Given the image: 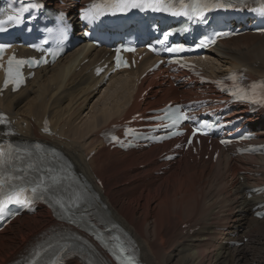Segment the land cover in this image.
I'll return each instance as SVG.
<instances>
[{"label": "bare ground", "instance_id": "1", "mask_svg": "<svg viewBox=\"0 0 264 264\" xmlns=\"http://www.w3.org/2000/svg\"><path fill=\"white\" fill-rule=\"evenodd\" d=\"M106 53L103 48L79 46L53 66L37 70L19 92L6 91L0 96V106L16 124H26L20 130L23 139H46L74 160L94 186L106 213L131 236L145 264H264V220L253 217L250 209L259 200L250 199L247 191L264 184V157L232 158L226 153L217 163L181 159L164 169L166 164L154 158L166 145L128 153L104 149L98 138L104 127L177 99L178 92L187 97L193 94L180 85L166 87L150 76L137 86L135 79L149 67L147 55L137 68L111 75L106 90L114 91L103 90L90 104L89 119L83 120L78 110L87 107L103 88H96L100 81L92 78L90 67ZM206 65L210 75L245 66L250 76H264V35L247 33L223 40ZM150 85L158 88L151 89L146 100H138L139 92ZM103 94L108 102L101 107ZM46 118L54 135L43 133ZM248 121L254 127L262 125L259 132L264 141V121L259 117ZM159 169L164 173L155 174ZM38 214L54 221L49 209ZM27 216H17L0 234L5 239V231L21 218L27 219L20 237L0 247V263L11 259L23 240L38 230L37 215ZM185 223L189 224L187 232L182 228ZM233 241L240 244L232 245Z\"/></svg>", "mask_w": 264, "mask_h": 264}, {"label": "snow or ice", "instance_id": "2", "mask_svg": "<svg viewBox=\"0 0 264 264\" xmlns=\"http://www.w3.org/2000/svg\"><path fill=\"white\" fill-rule=\"evenodd\" d=\"M93 8L97 7L96 5L92 6ZM111 9H113V14L119 12V13H125L130 11L131 9H141V10H151L153 12H168L173 16H185L188 19H197V20H205L206 19V12L212 11L213 9L218 8H225V7H232L231 3H228L227 5L223 3H209L207 0H189V2H185V0H178V4L171 3L170 0H111V3L109 5ZM21 11H27V8L21 9ZM261 12H264V9H260ZM85 20H88L89 22H92L95 18V16L90 17L87 14L83 17ZM8 22L12 23H20L21 18L17 15H7L6 19L0 20V31L5 30L4 25ZM218 36H226L229 35V33H217ZM215 42L214 40L212 41ZM203 42H201L202 46ZM7 45L0 44V51H2ZM130 51L133 49H129ZM169 52H183L185 51L184 46L182 45H175L173 47H169L167 49ZM47 62V61H45ZM22 63V62H18ZM12 61L9 62V77L12 76V68H11ZM120 58L117 57V67H120ZM126 66V65H125ZM230 79L235 80L236 77L232 76ZM7 86V84L5 85ZM262 88H264V83L260 85ZM253 88L256 86L253 85ZM234 97H236L239 100H252L253 97L249 95L248 93L244 92L243 90L234 91L231 93ZM175 112L178 114L176 118L174 119V123H178L179 119H189L186 115L181 116L179 115V108L175 109ZM0 123H4V120L0 118ZM45 131H48V129H45ZM196 133L194 132L193 135ZM115 139V138H114ZM191 141H189L190 143ZM179 147V146H178ZM4 157L5 152L3 149H0V166H3L4 164ZM3 183L0 182V215H3L8 209L10 204L16 203V204H24L28 205L31 203V200L28 198L27 195H25L26 192L29 191V189L26 188H17L14 192L9 193H3L2 191ZM43 188L44 191H49V187L44 184L43 182L36 187H32L30 189L31 193L35 194L37 192L38 188ZM86 197L82 193H73L71 196L68 197L67 200L64 199H56L53 203L54 209L56 206L59 207V209L62 211L63 215L61 218H67L71 220L72 223H76V220L73 219L74 216V210H79L83 204H85ZM82 226H90L93 229V235L100 240L102 243H107L104 240V234L102 232L95 231V225L91 224L90 221H83L82 220ZM106 231H111L110 229H106ZM79 239V238H77ZM114 241H117L116 248L113 249V255L116 257L118 261H121V264H134V261L130 255L127 254V249L124 245L118 243L119 236L112 237ZM51 247V245H49ZM71 246L65 247L62 250L63 253L72 254V255H80L81 252L77 251L76 249H71L69 251ZM59 258V257H58ZM34 264V262H33ZM88 264H92L91 259H88Z\"/></svg>", "mask_w": 264, "mask_h": 264}, {"label": "rangeland", "instance_id": "3", "mask_svg": "<svg viewBox=\"0 0 264 264\" xmlns=\"http://www.w3.org/2000/svg\"><path fill=\"white\" fill-rule=\"evenodd\" d=\"M114 89L115 88H108L106 91H105V93L107 92H113L114 91ZM102 95V94H101ZM93 100H95V99H93ZM93 100H91L90 101V103L88 104V106L84 109V110H78V115L77 116H82L83 117V120L84 119H89V116H86V114L89 112V108L94 104V102L95 101H93ZM93 102V103H92ZM108 102V100L106 99V97H105V95L103 94V97H102V99L100 100V106L101 107H104V106H106V103ZM90 104H91V106H90ZM109 106V105H108ZM88 110V111H87ZM91 111H93V109L91 110ZM79 114H81V115H79ZM86 116V117H85ZM81 118V117H80ZM37 215V218L39 219V223H38V230L40 229V227L42 226V225H44V224H46L47 222H49L50 221V219H48V218H46V216H44V215H40V214H36ZM29 216H27L26 218H28ZM25 225V226H24ZM26 225H28L27 224V219H24V218H21V220H19V221H17V223L15 224V225H13L12 227H10L7 231H5V233H4V238L5 239H0L1 240V242H0V247L1 246H3V244L5 243V241H15V240H17L19 237H20V233H19V230H25L26 228H27V226ZM40 225V226H39ZM32 234L33 233H31V236H32ZM30 237V236H29ZM28 238V237H27ZM27 238L26 239H24L23 241H26L27 240ZM176 262V261H175ZM175 262H173V263H170V264H175ZM0 264H2V263H0Z\"/></svg>", "mask_w": 264, "mask_h": 264}]
</instances>
